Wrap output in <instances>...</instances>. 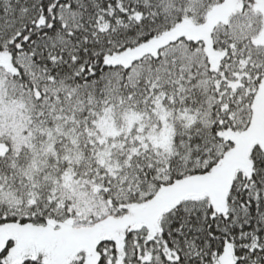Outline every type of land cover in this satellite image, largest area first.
<instances>
[{
	"label": "snow or ice",
	"instance_id": "obj_1",
	"mask_svg": "<svg viewBox=\"0 0 264 264\" xmlns=\"http://www.w3.org/2000/svg\"><path fill=\"white\" fill-rule=\"evenodd\" d=\"M0 264H264V0H0Z\"/></svg>",
	"mask_w": 264,
	"mask_h": 264
}]
</instances>
